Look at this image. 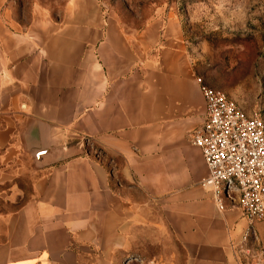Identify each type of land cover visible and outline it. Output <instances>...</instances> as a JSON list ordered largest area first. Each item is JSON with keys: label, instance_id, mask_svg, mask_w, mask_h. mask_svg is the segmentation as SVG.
I'll return each mask as SVG.
<instances>
[{"label": "crops", "instance_id": "1", "mask_svg": "<svg viewBox=\"0 0 264 264\" xmlns=\"http://www.w3.org/2000/svg\"><path fill=\"white\" fill-rule=\"evenodd\" d=\"M77 1L23 22L0 0V264H249L264 220L201 185L210 84L182 32L80 22Z\"/></svg>", "mask_w": 264, "mask_h": 264}, {"label": "rangeland", "instance_id": "2", "mask_svg": "<svg viewBox=\"0 0 264 264\" xmlns=\"http://www.w3.org/2000/svg\"><path fill=\"white\" fill-rule=\"evenodd\" d=\"M7 1L23 22L29 21L36 9L45 10L54 20L62 18V15L65 18L71 15V0ZM77 2L80 22L122 23L129 33L140 31L150 22L159 25L161 32L167 26H174L182 32L183 41L189 44L190 55L200 66L201 74L208 83L225 92L246 113L258 114L264 120V0ZM144 249L148 251L145 259L154 257L151 246ZM161 251H167V248L163 247ZM94 257L97 264H107V256ZM162 257L167 259L169 256ZM112 264L142 263L134 255L123 258L122 250L112 256ZM144 264L150 262L145 261Z\"/></svg>", "mask_w": 264, "mask_h": 264}, {"label": "built area", "instance_id": "3", "mask_svg": "<svg viewBox=\"0 0 264 264\" xmlns=\"http://www.w3.org/2000/svg\"><path fill=\"white\" fill-rule=\"evenodd\" d=\"M196 81L206 108L202 127L191 133L207 167L201 185L212 192L219 209H224L226 200L234 204L251 229L254 222L264 220V120L246 113L201 76ZM244 253L249 264H264V250L257 244Z\"/></svg>", "mask_w": 264, "mask_h": 264}]
</instances>
